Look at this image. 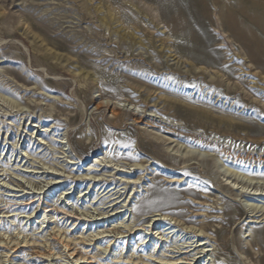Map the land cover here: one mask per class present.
Here are the masks:
<instances>
[{
  "label": "rangeland",
  "instance_id": "obj_1",
  "mask_svg": "<svg viewBox=\"0 0 264 264\" xmlns=\"http://www.w3.org/2000/svg\"><path fill=\"white\" fill-rule=\"evenodd\" d=\"M262 154L264 0H0V264H264Z\"/></svg>",
  "mask_w": 264,
  "mask_h": 264
},
{
  "label": "bare ground",
  "instance_id": "obj_2",
  "mask_svg": "<svg viewBox=\"0 0 264 264\" xmlns=\"http://www.w3.org/2000/svg\"><path fill=\"white\" fill-rule=\"evenodd\" d=\"M96 109H98V105L96 106ZM150 112H152V111H150ZM111 114H112V118L114 119V120H116L117 118H119V116H120V114H121V110H119V109H117V108H111ZM129 117H130V121L134 124V125H143L144 127H146L147 129H150V131L149 132H147V129H142L143 130V132H144V134L148 137V138H151V139H154V141H156L158 144H161V145H165V144H167L168 142H170L171 141V139H173L172 137L174 136V137H178V138H181V139H183V140H186V141H189V142H195V143H197L198 145H200L198 142H197V135L196 134H182V133H180L178 130H177V128H174V126H172V125H170V124H168L167 122L165 123V122H163V121H161V120H158V119H156L155 117L153 118L151 115H146V114H144V115H142L141 113H138V112H136L135 110L133 111V112H131L130 111V113H129ZM153 131H157V132H159L161 135H157L156 133H153ZM163 135V136H162ZM167 136L168 138H166L165 136ZM173 142H175V140L173 139V141H171L170 143H168V144H173ZM40 144V143H39ZM167 144V145H168ZM178 144L179 143H177L176 144V149H178V150H181V147L179 148V146H178ZM223 147H221V152H224L225 154H227V155H229V156H233V155H235V156H237L238 157V159H240V158H242V154H244V153H246V151L245 150H235V149H233V148H230L229 146H225V145H222ZM202 147H205V148H211L212 146H211V144H209V145H202ZM182 153H183V157H187V159H189V158H197V159H199V160H208V159H213L214 157H215V155L214 154H212V153H209V152H206V151H195V150H192L190 147H186L185 149H182ZM233 151V152H232ZM231 153H233V154H231ZM249 154H252V153H249ZM255 154V153H254ZM248 157H246V159H247ZM250 159H252V160H264V155L262 154V155H257L256 157L255 156H250L249 157ZM133 160H136L135 158H133ZM191 160V159H190ZM100 162H102V161H100ZM143 163V162H142ZM72 164H75V163H72ZM102 164V163H101ZM101 164H98V165H96V166H99V165H101ZM103 166V168H105L106 169V164H103L102 165ZM139 166H142V164H139V165H137V164H134L133 165V171H137V170H140L139 168ZM117 173H127L126 171H124L123 169H121V167H119L118 168V170H117ZM51 174V173H50ZM128 174V173H127ZM55 176V175H54ZM57 176H59V175H57ZM53 179H55V181H57L58 182V180H56L57 178H53ZM97 181H100L99 179L97 180ZM114 189H112V188H108V189H104L103 190V192L102 193H106V194H109V193H111L112 191H113ZM117 193H114L113 195H116ZM66 195H68V194H66ZM245 195V194H244ZM250 195V194H249ZM252 196H258V197H260L261 199H263L264 198V195H260V194H258L257 193V191L255 190V193H253L252 194ZM244 197H247V196H244ZM121 198V196H119L117 199H120ZM115 205H117V203L115 204ZM249 210H251V208H249ZM250 213H252V211H250ZM108 214V213H107ZM104 215V214H103ZM254 216V215H253ZM155 217V216H154ZM164 220H166V219H164V218H154L153 219V221H155V223H153L152 225H150V224H146V227L144 228H140V230H143V231H148V232H151L152 231V227H154L155 225H156V222H160V221H164ZM143 223V221H141L139 224H142ZM122 224V227H117V228H123V231L124 232H130L131 233V231L133 230H135L136 228H137V225H134L133 223H130V224H125V223H121ZM116 226H118V225H116ZM136 230H138V229H136ZM166 230V229H165ZM165 230H162V231H165ZM116 231H118V229H116ZM115 233V232H114ZM117 234H123V233H121V232H119V233H117ZM54 236H56L57 237V235H54ZM58 240H59V243H61L62 245H63V247L65 248V249H67L68 251L69 250H71L70 248H69V246L72 244V240L70 239V238H68V237H63V238H61L60 236H59V238H58ZM84 241H86V240H84L83 239V242ZM82 242V243H83ZM23 243H27V241L25 242H23ZM202 243V242H201ZM19 244L20 243H15L14 245H13V247L12 248H10V249H14V248H16L17 246H19ZM83 244H85V243H83ZM6 245V247H8V245H9V243H6L5 244ZM198 247H201V244L198 246ZM19 248V247H18ZM7 249V248H6ZM81 249H83V248H81ZM196 249V248H195ZM194 250V249H193ZM83 252V251H82ZM74 253H70V254H68V255H73ZM200 254V253H199ZM45 256H52V253L51 252H49V250L47 251V254L45 255ZM78 260H86V258H85V256L83 255V256H80L79 258H77L76 259V261H78Z\"/></svg>",
  "mask_w": 264,
  "mask_h": 264
}]
</instances>
